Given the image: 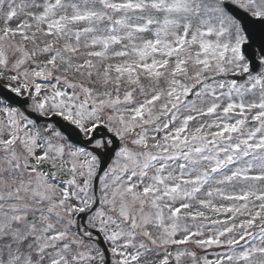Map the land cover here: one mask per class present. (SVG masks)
<instances>
[{
	"label": "snow or ice",
	"instance_id": "snow-or-ice-1",
	"mask_svg": "<svg viewBox=\"0 0 264 264\" xmlns=\"http://www.w3.org/2000/svg\"><path fill=\"white\" fill-rule=\"evenodd\" d=\"M0 264H264V0H0Z\"/></svg>",
	"mask_w": 264,
	"mask_h": 264
}]
</instances>
